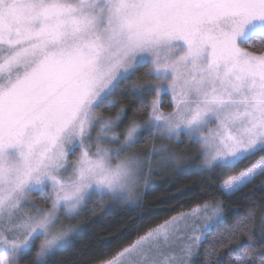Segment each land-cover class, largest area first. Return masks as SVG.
Instances as JSON below:
<instances>
[{
  "label": "snow or ice",
  "instance_id": "obj_1",
  "mask_svg": "<svg viewBox=\"0 0 264 264\" xmlns=\"http://www.w3.org/2000/svg\"><path fill=\"white\" fill-rule=\"evenodd\" d=\"M184 141L223 199L95 264H264V0H0V264H51L93 196L185 171Z\"/></svg>",
  "mask_w": 264,
  "mask_h": 264
},
{
  "label": "trees",
  "instance_id": "obj_2",
  "mask_svg": "<svg viewBox=\"0 0 264 264\" xmlns=\"http://www.w3.org/2000/svg\"><path fill=\"white\" fill-rule=\"evenodd\" d=\"M177 149L180 151V147ZM195 152V147L186 151L187 155L181 167L185 171L181 172L177 168L168 169V173L158 176L154 182L146 186L138 204L131 205L124 200H112L107 197L103 201H98L94 196L85 211L74 220L73 225H79L78 234L70 246L57 253L51 264H95L97 256L106 251L111 255L117 250L116 237L120 233L127 237L120 246H126L135 238L137 225H154L210 196L223 199L219 192L214 190L215 185L208 187L207 173L197 172L199 159L195 157ZM262 196L264 192L257 191L255 201L259 202ZM225 204L226 211L243 213L252 201L246 199L243 194H238L230 200H225ZM254 206L258 221L259 215L264 212V203H256ZM143 231L144 228L141 227L140 233ZM108 240L112 242L110 245L104 243ZM243 243L245 240L242 239L232 247L239 248ZM197 259L202 261L203 257Z\"/></svg>",
  "mask_w": 264,
  "mask_h": 264
},
{
  "label": "rangeland",
  "instance_id": "obj_3",
  "mask_svg": "<svg viewBox=\"0 0 264 264\" xmlns=\"http://www.w3.org/2000/svg\"><path fill=\"white\" fill-rule=\"evenodd\" d=\"M165 102L167 103V98H165ZM165 108H166V109H164L165 111L169 110V109H168V104H165ZM121 127H123V126H121ZM117 131H119V129H118ZM156 143H157V144H165V145L168 144L167 141H165V140H159V139L156 141ZM170 147H172V150H173L174 152H177V153H184V152H186L188 149H190L189 147H187V141H184L183 143L178 144V145H171ZM178 147H180V151L177 149ZM133 151H139V152L142 153V155L144 156L145 159L147 158V150L144 148V146H142V145H138L137 148L134 149ZM185 157H186V156H184V157L182 158V160H181V167H182V163L185 161ZM155 164H156V161H153V165H155ZM199 165H200V161H199ZM171 168H174V167L155 168L153 174L150 175V176L147 178L146 181H141V182H140V184L138 185V187H137V189H136V191H135V194H134V197H133V201H135L137 198H140V195H141L143 189H144L146 186H148V185H150L152 182H154V181L158 178V176H161V175L164 174V173H168V171H169L168 169H171ZM146 171H147V169H146ZM93 197H94V196H93ZM124 201H125L127 204H131V205L135 204V202H133V201H128V200H124ZM68 223L74 224V221H70V222H68Z\"/></svg>",
  "mask_w": 264,
  "mask_h": 264
}]
</instances>
